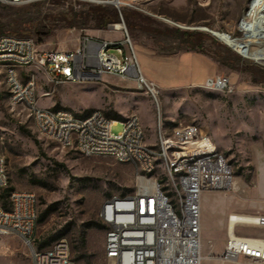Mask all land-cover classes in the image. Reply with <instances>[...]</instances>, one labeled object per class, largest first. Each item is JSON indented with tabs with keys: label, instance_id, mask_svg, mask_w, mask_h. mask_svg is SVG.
I'll return each mask as SVG.
<instances>
[{
	"label": "rangeland",
	"instance_id": "rangeland-1",
	"mask_svg": "<svg viewBox=\"0 0 264 264\" xmlns=\"http://www.w3.org/2000/svg\"><path fill=\"white\" fill-rule=\"evenodd\" d=\"M31 2L39 5L0 4V18L21 15L31 19L32 25L25 26L26 34L20 37L33 38L43 50L76 42L83 33L120 38L121 33L108 24L98 28L93 19L84 21L79 15L95 5L120 11L140 67L143 64V75L156 85L162 123L167 127L201 125L232 164L236 188L229 192L208 190L202 196V252L207 256L202 264H218L215 256L224 246L227 214H264V62L242 56L213 34L241 35L240 23L251 0H134L133 5L119 8L99 0ZM123 12L129 15V25ZM120 21L119 14L111 23ZM14 28L7 26L4 34L18 36ZM167 28L202 32L200 49L182 45L167 34ZM45 30L49 35H37ZM184 53L204 59L188 81L180 75L184 69L179 61ZM27 70L36 72V94L42 106L65 107L78 115L100 109L119 121L136 112L149 132L155 130L156 103L134 80L105 74L95 81L55 84L35 67ZM207 76L226 81L223 92L209 88L204 81ZM121 129V122L112 126L113 132ZM0 146L9 178L7 191H32L38 198V213L50 210L35 228V246L65 238L77 264H112L104 256L107 226L99 212L108 198L133 192L144 182L136 168L111 157L82 154L41 135L27 110L10 103L1 68ZM0 194L6 205L5 189L0 188ZM236 231L264 237V225H238ZM0 264H32L30 248L17 234L0 235Z\"/></svg>",
	"mask_w": 264,
	"mask_h": 264
},
{
	"label": "built area",
	"instance_id": "built-area-1",
	"mask_svg": "<svg viewBox=\"0 0 264 264\" xmlns=\"http://www.w3.org/2000/svg\"><path fill=\"white\" fill-rule=\"evenodd\" d=\"M31 1L0 0V4L23 5ZM99 1L118 7L113 0ZM120 20L108 23L110 29L121 33L120 38L83 33L73 47L58 45L43 50L33 38L0 35V68L9 101L22 105L32 116L36 130L62 147L130 163L144 177L133 192L108 198L99 212L107 226L104 256L112 264H202L207 259L202 252L203 193L232 191L236 181L227 172L223 152L201 125L167 127L162 123L156 85L143 75L121 14ZM32 66L55 84L95 81L105 74L134 80L156 103L155 130L149 132L136 112L119 121L100 109L78 115L65 107L40 105L36 72L27 70ZM205 83L210 88L222 83V90L227 86L221 78L208 77ZM118 122L122 129L113 132L112 126ZM8 183L0 146V188L7 189ZM6 197V205L0 199V235L17 234L30 248L32 264H77L65 238L42 248L35 246L38 198L34 192L13 188ZM231 213L227 214L226 227L233 222L232 234L226 230L223 249L215 261L264 264V237L237 234V219L232 220ZM249 218L251 222L246 224L259 225L264 214L255 213ZM241 258L247 261L241 262Z\"/></svg>",
	"mask_w": 264,
	"mask_h": 264
},
{
	"label": "bare ground",
	"instance_id": "bare-ground-1",
	"mask_svg": "<svg viewBox=\"0 0 264 264\" xmlns=\"http://www.w3.org/2000/svg\"><path fill=\"white\" fill-rule=\"evenodd\" d=\"M133 1L134 0H113L118 7L122 5H133ZM129 2H131V4H129ZM240 28L241 35L239 36H233L223 31H213V34L239 52L242 56L253 59L254 61L264 62V0H251L248 10L243 14ZM142 65L141 63V67ZM208 77L210 76L205 77L204 81H206ZM212 87L214 90L223 92L222 83L213 85L211 88ZM223 159L227 165V172L230 173V178H234L232 164L224 154ZM235 188L236 182L234 183L233 190ZM231 215L233 216L232 220L237 219V226L249 223L251 222L249 217H255V215L252 214L234 212H232ZM232 223L233 222H230L229 227H226L227 232L229 231L231 234ZM259 225H264V221H259Z\"/></svg>",
	"mask_w": 264,
	"mask_h": 264
},
{
	"label": "trees",
	"instance_id": "trees-1",
	"mask_svg": "<svg viewBox=\"0 0 264 264\" xmlns=\"http://www.w3.org/2000/svg\"><path fill=\"white\" fill-rule=\"evenodd\" d=\"M39 2H30L27 3L26 6H38ZM124 18L128 25L130 24L129 21V15L127 13H124ZM80 17L82 20L87 21L89 19H93L95 22V25L98 28H104L107 26L110 22H115L119 18V11L115 10V8L104 6V5H95V6H89L87 10H82L80 12ZM86 23V22H84ZM14 26L16 29V34L18 36L25 35L26 32H24V27L27 26L30 28L32 25L31 19H24L21 15H17L15 18H10L8 20H2L0 18V35L4 34L6 31L7 26ZM43 27H45V24H42ZM33 27V26H32ZM35 29V28H34ZM37 29V28H36ZM35 29V31H36ZM167 34L171 35L172 37H175L180 40L181 44L190 48V49H200L201 46V39L203 37V33L198 30H184L180 28H167ZM39 37L42 35H49V30H45L42 33L37 34ZM6 194L8 193L7 189H5ZM0 196H3V194H0ZM49 209H45L38 213L37 217V224L42 222L47 214L49 213ZM46 244L45 241H41L38 243V248L44 247Z\"/></svg>",
	"mask_w": 264,
	"mask_h": 264
},
{
	"label": "crops",
	"instance_id": "crops-1",
	"mask_svg": "<svg viewBox=\"0 0 264 264\" xmlns=\"http://www.w3.org/2000/svg\"><path fill=\"white\" fill-rule=\"evenodd\" d=\"M90 35H92V34H90ZM92 36L98 37L97 35H92ZM76 43H77V41L76 42L73 41L71 44H65V45L60 44V46H62V47H65V46L66 47H73V46H75ZM202 60H204V59L201 58V56L198 54L184 53L181 56L180 61H179V64L184 69L180 75H182L183 77L185 75V80L188 81L193 76L192 70L195 69ZM198 79H200V78H198ZM193 80H196V79H193Z\"/></svg>",
	"mask_w": 264,
	"mask_h": 264
},
{
	"label": "water",
	"instance_id": "water-1",
	"mask_svg": "<svg viewBox=\"0 0 264 264\" xmlns=\"http://www.w3.org/2000/svg\"><path fill=\"white\" fill-rule=\"evenodd\" d=\"M119 14H121V12L119 11Z\"/></svg>",
	"mask_w": 264,
	"mask_h": 264
}]
</instances>
